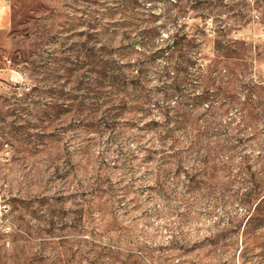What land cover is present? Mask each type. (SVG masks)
<instances>
[{
	"label": "rangeland",
	"instance_id": "1",
	"mask_svg": "<svg viewBox=\"0 0 264 264\" xmlns=\"http://www.w3.org/2000/svg\"><path fill=\"white\" fill-rule=\"evenodd\" d=\"M175 1L0 3V264H264V0ZM177 31L182 92L228 52L233 98L166 95Z\"/></svg>",
	"mask_w": 264,
	"mask_h": 264
},
{
	"label": "trees",
	"instance_id": "2",
	"mask_svg": "<svg viewBox=\"0 0 264 264\" xmlns=\"http://www.w3.org/2000/svg\"><path fill=\"white\" fill-rule=\"evenodd\" d=\"M181 0H176L172 4L177 8L180 13H184L185 9L180 3ZM145 41V40H144ZM192 39L190 36L181 31H177L173 37L172 42L168 46L167 50H155L153 53L157 55L160 53H166L167 57V77L170 83L165 85L166 95L170 96L173 93H177L180 100L178 103H184L186 100H192L195 104L200 103L206 99L214 100V97H225L231 95L233 98L234 95L230 93L232 90V85H235V73L232 68L233 57L228 54V52L217 53L215 57L210 58V61L207 64V72L199 75L198 84L203 86V91L199 93H190L185 94L182 92L180 85L183 81L182 73L184 72V63L186 61V49L190 45ZM226 45H223V48L230 50V47L233 44L241 43L240 41L228 39ZM164 53V54H165ZM106 72L102 74L103 77L107 78L109 85L113 88H119L118 96H123L126 98L125 91L126 89L132 87V81L126 78V72L124 67L115 64L114 62H108L105 68ZM138 71H142L141 68ZM140 82H137L139 85ZM231 85V86H226ZM197 87V86H196ZM227 87V88H226ZM240 87L243 91H246L245 96L247 99L242 102V108L245 109L250 103L251 94L253 90L245 83H241ZM228 91V92H227ZM227 93V94H226ZM224 97V98H225ZM223 105H226L224 103ZM222 110H226L223 109ZM162 114L166 117H170L169 108L165 107L162 110Z\"/></svg>",
	"mask_w": 264,
	"mask_h": 264
},
{
	"label": "crops",
	"instance_id": "3",
	"mask_svg": "<svg viewBox=\"0 0 264 264\" xmlns=\"http://www.w3.org/2000/svg\"><path fill=\"white\" fill-rule=\"evenodd\" d=\"M1 2H3V0H0V3ZM0 6H2V5H0ZM2 7H0V23L2 22V20L5 18L6 14H7L6 5H3Z\"/></svg>",
	"mask_w": 264,
	"mask_h": 264
}]
</instances>
